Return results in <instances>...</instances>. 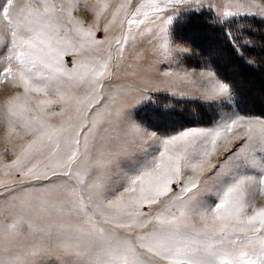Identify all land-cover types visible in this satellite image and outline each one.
Instances as JSON below:
<instances>
[{
    "label": "snow or ice",
    "instance_id": "obj_1",
    "mask_svg": "<svg viewBox=\"0 0 264 264\" xmlns=\"http://www.w3.org/2000/svg\"><path fill=\"white\" fill-rule=\"evenodd\" d=\"M78 8L0 7V84L16 89L0 104V264H264V116L211 64L171 67L191 53L175 32L192 15L243 55L240 21L264 23V0H96L87 25ZM160 83L195 89L208 125L133 119L149 92L187 95Z\"/></svg>",
    "mask_w": 264,
    "mask_h": 264
},
{
    "label": "trees",
    "instance_id": "obj_2",
    "mask_svg": "<svg viewBox=\"0 0 264 264\" xmlns=\"http://www.w3.org/2000/svg\"><path fill=\"white\" fill-rule=\"evenodd\" d=\"M240 23L244 25L243 38H250L252 42L251 47L242 46L243 55L237 54L224 35L225 29L210 23L207 13L180 21L176 25L175 38L192 46L190 55L184 59L186 65L202 67L211 64L222 79L233 85L241 112L264 116L261 103L264 101V83L254 89L253 95L248 83V79L264 80V23L252 18L243 19ZM249 28L253 31H248ZM231 31L240 36L236 23L231 25ZM249 60L253 63L249 64ZM152 101L143 105L136 116L154 130L208 125L212 118L211 110L194 100L159 93L152 97Z\"/></svg>",
    "mask_w": 264,
    "mask_h": 264
},
{
    "label": "rangeland",
    "instance_id": "obj_3",
    "mask_svg": "<svg viewBox=\"0 0 264 264\" xmlns=\"http://www.w3.org/2000/svg\"><path fill=\"white\" fill-rule=\"evenodd\" d=\"M3 2H6V0H0V7H2V3ZM95 2H96V0H79V8L74 13V15H76L78 18L82 19L85 22V25L91 23L92 20H93V14L88 9L91 8L92 6H94ZM217 2L219 3V2H221V0H217ZM16 3L17 4L23 3V0H16ZM103 22L104 21L102 20L101 24H103ZM98 36L102 37L103 36V32L98 33ZM175 40H176L177 43H181V44L189 47L192 50V46L189 43H185V42L179 41L176 38H175ZM65 59L69 62V65H70L72 57L68 56V57H65ZM3 66H4L3 64H0V69H2ZM155 67L156 68H163V67H165V65H156ZM171 67L174 70H178L181 67H187L189 69H192V68L199 69L200 68V67H197V66H192L190 64L186 65L184 63V60H183L182 65H177V64L173 63L171 65ZM150 75L153 76L156 80H162L163 79V78L159 77L156 74V72H152V73H150ZM128 79H130V78L122 76L121 79L119 81H116V82L117 83H121V82H125ZM248 83H249L250 87H252L251 88V94L253 95L255 93L254 89H256L258 87V85H262L264 83V80L263 79H256V80L248 79ZM158 86L160 88H162V89L171 87L172 90L176 91L177 93H180V92L187 93V95H185V96H181L179 94H177V95L181 96V97L188 98V99H192V96H194L196 94L195 93V89H193L192 87L183 85V84H164V83H160ZM15 91H16V89L12 88V86L10 84H8L7 82L0 84V104H3L4 100L8 96L13 94ZM159 93H165V92L164 91L149 92L148 95L153 97L154 95L159 94ZM167 93L171 94V92H167ZM131 103L134 104L135 101L133 100V101H131ZM261 103H262V107H264V101H262ZM145 104L146 103L137 104V105H135V107H132L130 109L133 119L137 120L138 122H141V121L138 120V118L136 116V112ZM145 125L148 126L150 129H153L149 125H147V124H145ZM192 126H207V125H203L202 124V125H192ZM5 130H6L5 124L0 123V156H2L5 161H10L11 159H13V157L10 154V151H5L6 145H5L4 139H3L4 135H5ZM7 147L10 149L11 146H7ZM256 204L258 206L264 205V197H258L256 199Z\"/></svg>",
    "mask_w": 264,
    "mask_h": 264
},
{
    "label": "crops",
    "instance_id": "obj_4",
    "mask_svg": "<svg viewBox=\"0 0 264 264\" xmlns=\"http://www.w3.org/2000/svg\"><path fill=\"white\" fill-rule=\"evenodd\" d=\"M167 93V92H165ZM169 94V93H168ZM176 97H179V98H183V99H187V100H193V99H188V98H185V97H181V96H178V95H175Z\"/></svg>",
    "mask_w": 264,
    "mask_h": 264
}]
</instances>
